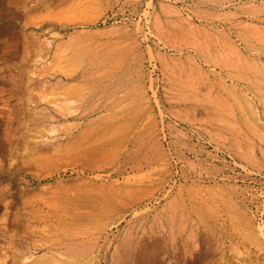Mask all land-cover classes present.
Listing matches in <instances>:
<instances>
[{"label": "rangeland", "instance_id": "obj_1", "mask_svg": "<svg viewBox=\"0 0 264 264\" xmlns=\"http://www.w3.org/2000/svg\"><path fill=\"white\" fill-rule=\"evenodd\" d=\"M2 26L0 264H264V0H0Z\"/></svg>", "mask_w": 264, "mask_h": 264}, {"label": "bare ground", "instance_id": "obj_2", "mask_svg": "<svg viewBox=\"0 0 264 264\" xmlns=\"http://www.w3.org/2000/svg\"><path fill=\"white\" fill-rule=\"evenodd\" d=\"M8 31V28L7 27H5V26H2V27H0V34H5L6 32ZM2 143H0V148H2V145H1ZM145 244V243H144ZM148 244V243H147ZM142 246H144V245H142ZM141 246V247H142ZM140 247V246H139ZM139 247H138V249H139ZM146 247V246H145ZM149 247V246H148ZM132 248H133V246H132ZM143 248V247H142ZM145 250H147V249H145ZM157 254V253H156ZM155 254V255H156ZM159 255V254H158ZM121 257V256H120ZM126 263L127 264H149L150 262H152L153 261V258H147V257H145L143 254H141V252H139V251H137L136 249H132V250H129L128 252H127V254H126ZM120 259V258H119ZM122 259V258H121ZM120 259V260H121ZM154 259H157V258H154ZM123 260V259H122ZM124 261V260H123ZM124 261V262H125ZM155 261H157V260H155ZM122 263V262H121Z\"/></svg>", "mask_w": 264, "mask_h": 264}]
</instances>
